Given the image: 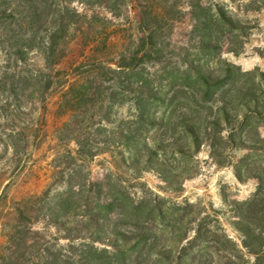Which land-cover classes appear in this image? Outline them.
Masks as SVG:
<instances>
[{"label": "rangeland", "instance_id": "1", "mask_svg": "<svg viewBox=\"0 0 264 264\" xmlns=\"http://www.w3.org/2000/svg\"><path fill=\"white\" fill-rule=\"evenodd\" d=\"M2 1L9 17L0 22V84L17 89L19 101L11 108L18 106L19 117L15 125L0 122V264H132L151 254L152 243L157 245L153 253L172 254L173 262L162 264H178L181 245L172 241L166 226L173 221L188 224L194 216L193 228L200 223L240 244L233 223L240 220L242 205L254 198L264 170V114L240 125L246 113L241 109L230 111L238 118L235 125H196V144L178 130L175 139L184 155L170 149L165 155L158 152L153 141H165L160 136L164 125L148 126L144 138L158 152L149 169L132 165L134 144L121 138L139 128L134 125L133 100L124 98L119 106L125 93L117 88L114 99L109 94L119 85L120 68L133 65L146 35L142 14L148 18L152 8L174 19L160 40L171 67L181 68L177 55L190 56L210 71L228 65L236 77L254 79L264 90V0H114L113 16L96 0ZM108 20L118 45L112 63L94 70V59L104 53L99 43L86 46L85 35L94 36ZM67 21L78 25L66 30ZM7 37L26 51L25 62L10 60ZM204 44L212 49H204ZM53 62L58 64L54 69ZM141 69L142 76L153 79L166 74L151 60ZM51 71L57 85L43 94L35 79ZM73 86L76 89L68 92ZM97 101L99 110L94 107ZM163 114L168 115L158 109L159 122ZM237 127L241 130L233 133ZM11 134L27 146L21 162L12 160L13 152L4 147L11 143ZM116 140L120 152L110 150L94 160L83 148L100 151L105 149L102 142ZM123 154L128 167L122 164ZM137 219L154 220L155 241L132 239L131 223ZM125 235L130 239L124 240ZM189 237L196 234L191 231ZM157 260L154 255L143 264Z\"/></svg>", "mask_w": 264, "mask_h": 264}, {"label": "trees", "instance_id": "2", "mask_svg": "<svg viewBox=\"0 0 264 264\" xmlns=\"http://www.w3.org/2000/svg\"><path fill=\"white\" fill-rule=\"evenodd\" d=\"M96 1L98 6L106 9L108 14H112L113 16L114 0ZM126 1L122 0V3ZM142 4L143 2L140 3V7L143 6ZM2 6H4L3 1L0 0V14L2 13L0 22H4L9 17L3 12ZM143 13L146 14L145 12ZM142 16V28L144 29V33H146L145 38L137 49L134 59H132L133 65L130 68H120L118 71L119 85L118 87H111L109 94L110 99H114L116 95L115 91L118 88L119 91L126 95L120 99L121 103H118L119 106L126 102L125 99L129 102L130 100L134 102L137 112L134 125H138L139 128L136 133H132V136L121 137L122 140L134 144V147L131 149L134 158L132 165L134 167H140L144 164L149 169L153 168L154 158L158 159L157 153L161 152L165 155L167 149L174 150L173 153L176 152V154L184 155L183 146L180 145L179 140L175 139L180 129L185 134L184 138L191 139L196 144L200 138L196 125H216L219 128L220 125H235L238 118L231 117L230 111L239 113L241 109H244L246 113L243 115V123L240 125H244L252 115L258 118L264 114V90L262 89V84H258L254 79L252 81L251 78L245 80V75L243 74L236 77L234 67L228 65H225L218 71L206 70L201 64L196 65L195 61L190 59V56L177 55L176 57L179 59V66L181 65V68L177 66L171 67L169 63L171 59L163 55L165 50L161 46L160 40L165 38L166 33L163 31L171 28L174 19L167 11L161 14L160 12L153 11V8L149 10L148 18H145L143 14ZM62 22L65 21L62 19ZM67 22L69 24L65 27L66 30L78 25V23H73L72 21ZM111 24V20H108L107 23L103 22L101 30L94 36H90L89 33L85 35L86 46L99 43L104 53L103 57L94 59L95 64L90 66L94 70L103 64L112 63L110 56L118 43L114 41L117 38V34L112 30ZM87 26L89 27L90 25L87 24ZM7 40L11 41L10 47L12 51L10 53V60H14L17 64L25 62L26 51L12 42L11 38L7 37ZM203 48L212 49V46L204 44ZM141 54L143 56L139 57ZM50 56H53L52 53ZM147 60H151L153 66H162L161 70L166 73L165 76L157 79L142 76L143 72L141 68ZM199 62L201 63V61ZM56 65L58 64L53 62V67L51 68L54 69ZM87 67L85 66V68ZM99 67L97 70H99ZM92 71H86L84 74L89 75ZM54 72L51 71L49 74L40 72L37 75L35 82L43 94L48 93L57 85V77L54 75ZM86 78L88 79V77ZM6 87V83L5 85L0 84V122H5L4 125H15L19 117L17 114L18 106L12 109L11 103L19 101L18 91L12 88L13 86L10 89H6ZM75 89V86H73L68 92ZM78 89L84 90V87L78 86ZM7 90L12 93L8 94ZM14 90L15 92H13ZM86 91L89 93L90 89L87 88L85 89V93ZM233 99L238 103H233ZM76 106L74 105V107ZM100 106V101H97L94 105V107H98V110L101 109ZM216 106L217 115L214 114ZM161 108H164L165 113H168V115L163 114L159 122L157 115L158 109ZM204 114L205 117L203 116ZM218 114H221V116L218 117ZM72 123L78 124L75 121V117ZM65 125H69V122H66ZM152 125H164V131L160 136L165 141L158 143L153 141L158 151L155 153L154 151L156 150H152L148 144L149 139L144 138V135L148 133L146 127H151ZM240 130L237 127L232 132L236 133ZM9 137L11 138V143L5 144L4 147L7 151L13 152L12 160H20L21 162L23 157L27 156V146H22L20 141H15L13 134ZM170 139L172 142L166 145V141ZM115 142H102L105 149H101L100 151L94 146H83V148L89 150V158L94 160L102 153H111L110 150L120 152L121 143L117 140ZM229 143H231V140ZM95 149L96 151L94 152ZM127 160L123 154L122 164L124 167L127 166ZM118 166L115 164L116 168ZM169 168L174 173L176 172L173 166L169 165ZM168 183L171 185V182L168 181ZM241 208L240 220L233 223L240 235V244L232 241L227 235L219 236L212 231H208L200 223L196 224V229L193 228V225L196 223L195 216L185 225L179 224L176 221H173L172 225L169 223L166 226V230L172 235V241L174 240V242L181 245L180 256L176 259L178 264H183L186 260L189 263L185 264H264V170L259 176V187L254 198L242 205ZM131 225L133 231L129 234L134 235L132 239L136 240L137 243L138 241H143L145 244H149L151 241L153 242L157 239V235L154 233L156 225L153 219H143L141 221L137 219V221H132ZM191 231L196 234V238L189 237ZM123 239L128 240L130 238L125 235ZM149 248L151 254L148 257H138L134 259L132 264L147 263L152 260V256L154 255L158 259V264H162L163 260L167 263L173 262L171 253L157 251L153 253L157 250V245L153 243Z\"/></svg>", "mask_w": 264, "mask_h": 264}]
</instances>
